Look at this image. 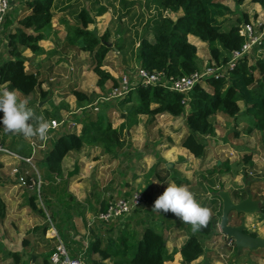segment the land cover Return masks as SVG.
<instances>
[{
	"label": "crops",
	"instance_id": "obj_1",
	"mask_svg": "<svg viewBox=\"0 0 264 264\" xmlns=\"http://www.w3.org/2000/svg\"><path fill=\"white\" fill-rule=\"evenodd\" d=\"M29 1L32 0H11L9 13L0 33V66L9 59L8 34L14 30L17 20L28 13L25 8ZM57 1L53 8L51 28L45 33V39L40 42L42 52L38 55H34L29 49L23 52L28 59L25 64L26 70L38 75L42 83L41 89L47 94L46 99H43L40 90L29 97L16 92L20 100L28 101V106L33 109L36 116H43L49 122L47 138L44 140L38 136L26 138L20 133H17V137H14L15 133L9 136L8 132L0 128V164L3 165L0 169V196L6 206L4 217L0 218V264H50L51 256L61 246L67 250L71 258L81 259L83 264L92 263L100 260L98 254L89 250L94 238L93 233L97 237L103 235L106 240L110 238L115 240L121 235L140 239L147 228L164 235L168 254L172 256L165 264H185L181 248L196 231L189 227L190 224L182 227L185 223L171 212L164 214L153 211L152 201H155L170 184L168 174L172 172L167 173L164 170L170 168L169 171H174L179 157L181 159L188 157V161L186 159L182 163L187 166L193 163L194 168L202 162L181 146L187 132L186 125L185 130L181 132L177 127L169 126L171 123L166 125L159 122L158 127L155 120L160 115L139 116L130 128L128 144L116 156L107 155L98 146H86L80 152H71L64 158L60 175L49 170L45 157L56 140L65 133L80 134L82 121L87 119L82 112L85 107L72 95V91L78 89L77 83L81 85L84 82L88 68L87 52L82 51L78 44L68 43L69 29L78 26L79 23L78 15L73 16L78 7L70 6L69 1L63 3V0L58 5ZM254 5L260 7L259 4ZM15 10H18V14L13 16L11 12ZM178 14L181 16L182 12ZM97 22V25L103 23L100 18ZM92 26H89V30H94L101 36V29H94V26L92 29ZM143 33L140 35L141 38ZM123 37L119 35L122 45L127 40ZM193 39L195 41H192ZM189 40L195 45L202 44L192 36ZM123 51L115 52L123 55ZM108 100L105 98L95 110L100 109L97 113L104 110L111 121L110 110H114L113 116L121 105ZM49 111L55 113V116L49 115ZM161 116L171 120L178 119L167 115ZM180 118L185 122L184 117ZM53 121L58 122L60 127L53 128ZM30 123L37 126L36 122ZM112 125L118 128L122 124ZM149 127L151 134L146 136L145 130ZM29 139L34 150L27 148L24 152L18 153L8 148L9 144H18L22 140L27 147ZM220 164L219 162L218 167ZM214 170L206 171L210 173L212 180H216ZM34 174L38 180L35 182L32 178L33 184L30 185L28 180ZM211 178L207 181L208 186L203 189L209 194L211 204L214 206L209 208L211 210L209 218L219 213L222 204L219 197L215 198V195L210 193ZM154 179L159 182V186H163L161 194L151 192ZM172 180L174 182L173 177ZM216 183L226 184L221 180ZM28 185L32 187L27 188ZM30 189H33V192H29ZM137 191L145 195L146 205L110 224H104L97 219L109 203L121 198H130ZM33 198L36 199L33 201ZM118 223L122 224V227H119ZM257 223L250 225L253 233H256L257 227L254 226H258ZM219 237L220 232L217 229V235L215 233L211 238H204L205 254L190 264H223L222 261L216 260L219 258V251L217 250V254L213 253L216 247L209 244ZM223 248L224 246H221L219 249ZM235 250L242 257L241 264H264V250L256 252ZM234 262L227 260V264ZM105 263L112 264V260L109 259Z\"/></svg>",
	"mask_w": 264,
	"mask_h": 264
},
{
	"label": "trees",
	"instance_id": "obj_2",
	"mask_svg": "<svg viewBox=\"0 0 264 264\" xmlns=\"http://www.w3.org/2000/svg\"><path fill=\"white\" fill-rule=\"evenodd\" d=\"M55 1H29L25 8L28 13L17 20L14 30L8 34L9 59L0 66V83L6 85L8 90H15L26 97L40 90L43 99H46L47 94L41 89L42 83L38 75L26 70L25 64L28 59L23 52L25 49L31 50L34 55L42 52L40 42L45 39V33L51 28ZM233 1L238 6L251 2L264 8V0ZM147 2L158 4L163 11L170 14L182 12L176 20L169 16L156 17L144 30L137 49V62L140 67L151 72L164 73L165 78L154 85L138 84L120 102L121 107H127V112L125 123L118 129L113 127L104 110L94 113L95 107H92L93 109L83 112L87 119L82 121L81 133L63 134L47 153L45 160L51 172L60 175L64 158L71 152H80L86 146H98L107 155L116 156L128 144L130 128L139 116L184 117L187 132L181 146L195 158L202 159L207 151V145L202 138L214 135L219 116L231 119L239 117L240 103L245 107V116L264 114V58L256 57V52L237 61L236 67L228 69L222 78H206L189 93L173 91L171 82L168 81L171 77L189 76L204 69V61L198 55V47L190 42V36L209 46L210 58L207 66L216 68L226 66L231 60L232 53L240 50L244 44L245 38L240 35V31L243 22L244 24L250 22L247 14H244V20L238 18V24L223 27L226 24L224 15L226 9L221 0H147ZM106 11L107 9L100 7L93 14L92 10L81 9L78 15L80 25L78 23V26L69 29L68 33L69 44L80 45L82 51L92 56L95 62L93 72L98 76L97 86L101 89H104L108 82L114 83V87L118 86L119 82L109 72L103 70V67L110 51H123L122 39L111 48L106 45L110 41L109 32L99 36L96 31L89 30V26L96 24V18ZM11 14L16 16L18 10ZM72 95L80 104L94 103V98L82 91L74 90ZM255 125L262 127L258 122ZM246 160L248 163L251 161L250 157ZM2 166L0 164V169ZM217 171L221 174L224 169L216 167L214 172ZM32 178L35 182L38 180L36 174L31 175L28 180L30 185L33 184ZM175 181L177 185H181L179 181ZM216 182L211 180L209 188L210 193L218 198L217 194L225 190V185ZM246 197H241V200ZM35 199L33 198V201ZM5 212L6 206L0 196L1 219ZM262 213L264 215V206ZM219 218V216L209 218L207 224L192 234L182 246L185 264H190L205 254L204 238H211L215 233L217 235ZM119 227H122V224ZM93 236L89 250L98 254L100 260L85 264H107L105 262L109 259L112 260V264H165L172 259L168 254L164 235L152 228H147L140 239L121 235L115 240L111 238L106 240L103 235L97 237L93 233Z\"/></svg>",
	"mask_w": 264,
	"mask_h": 264
},
{
	"label": "rangeland",
	"instance_id": "obj_3",
	"mask_svg": "<svg viewBox=\"0 0 264 264\" xmlns=\"http://www.w3.org/2000/svg\"><path fill=\"white\" fill-rule=\"evenodd\" d=\"M66 1H69L68 3L70 6L73 5V7H78V9L73 12V16L75 17L79 15L81 9L92 10L93 14H95L100 7L107 9V11L102 16L97 18V20L99 18L102 19L103 23L97 25L98 22L96 20V24L93 26L94 29H101V36L105 35L107 32L110 33L109 43L113 44L111 48L116 46L119 35H123V38L127 39L124 45L121 44L124 50L123 55L125 56L119 52L110 51L104 62L105 66L103 67V70L109 72L118 82L124 75L136 76V71L140 67L139 63L137 62V49L142 40L140 35L144 32L147 26L150 25V22H154L156 17L167 16L176 20L180 15L177 13H167L163 11L158 4H154L153 2L149 3L147 0H63V3ZM221 1L224 4L223 7L226 9L224 12V15H226V24L223 25V27H230V25L233 26L238 24V18L242 20L245 19L244 14L249 16L250 21L257 19L260 17V15H264V8L261 6H255L251 2H246L244 5L238 6L233 0ZM61 3V0L57 1L58 5ZM93 26L91 27L92 29ZM98 35L100 36V34ZM151 39L152 38H150V40ZM192 41L195 40L193 39ZM196 46L199 50V57L204 61V68H209L210 66H207L208 60L210 58L209 46L205 43H197ZM87 54L88 58L86 62L88 63V68L84 76L85 80L81 85L77 83L78 85L76 88L78 89H76V91H82L89 96H92L96 104L92 103L90 105V103H81L83 104V107H85L82 112H85L90 108L93 109V106L100 107L101 102H104L105 98L109 99V102L114 101V103L119 104L122 100H124V98H113L110 96L114 87V83L108 82L104 89H101L97 86L98 76L93 72L95 62L92 59V56L89 53ZM255 55H257L256 57L260 56L264 58V48L260 51H256ZM240 106L241 115L239 117L231 119L224 116H219L217 120L218 124L216 127V132L214 135L202 138L203 142L207 145V151L204 158L201 159L202 162H200L197 168H194L193 163L190 166L182 163L186 159V161H188V157H183L182 159L179 157V160H177L175 164L176 169L174 171H169L170 168H168V170H164L167 173L172 172L168 174L170 183L176 184L177 182L175 180H177L181 183V185L187 186L194 194L199 204L201 206L207 207L208 209L214 208V206L211 204L209 194L203 190L206 188V186H208L209 183L207 184V181L211 178L210 173H207L206 171L213 170L218 167L219 162L221 163L219 167H225V173L220 174L217 171L215 173L214 179H216L217 182H219V180L226 182L224 191L229 192L235 202L240 201L241 197L251 194L253 195L254 200L260 203L261 207L264 206V114H260L259 116H245V107L242 103ZM99 110V108L96 110L93 109V112L97 113ZM115 111H117V113L114 114L113 117L112 114L114 113V110H110L112 123L116 125L118 123L124 124L127 107H119V109ZM48 114L55 116V113L52 111H49ZM155 121L158 127L160 125L158 124L159 122L166 125L171 123L169 126L172 128L177 127L178 131L181 132L185 130V122L182 118L171 120L170 118H163L160 115ZM256 122H258L262 127H257L255 125ZM59 127L60 126H58V128ZM82 129L83 127H81V131ZM12 134L14 133L8 132L9 136ZM150 134L151 127L145 130L146 136H149ZM185 136L181 141V145ZM14 137H17V133L14 134ZM25 140L27 143V139ZM31 144V139H29L28 146L26 147L22 140L18 144H9L8 148L11 151L13 150L20 153L21 151L24 152L27 148L32 150L33 147H31ZM6 154L10 156L8 153ZM248 157L251 159L249 163L246 162ZM35 168H33V170ZM172 177L175 182H173ZM212 179L213 178H211V180ZM201 183L203 186H201ZM159 185V182L154 179L151 192L161 194L163 186ZM29 186L30 185H28L27 188ZM159 189L161 191H159ZM34 191L35 194H37V190L35 189ZM43 191L44 189H42V192ZM29 192H33V189H30ZM145 201H147L146 198ZM152 202L154 203V201ZM144 204L146 205L147 202H144ZM220 205L221 206L219 210V206H217V210L219 211V213L216 215L217 218L218 216L220 217V213L222 212V204ZM242 222H245L248 227H250L252 223L258 222L259 225L257 226L255 232L264 238V215L262 211L254 215L231 213L230 225H238ZM118 225H120V223H118ZM188 225L189 224L185 223L182 225V227H187ZM219 225L220 222L218 224V231L220 232L219 239L217 238L209 242V244H213V247H216L212 251L213 253L217 254V250L219 251V258L216 260L222 261L223 264H227V260H230V262L235 261L233 264H241L242 257L237 254L233 242L227 241L226 237L221 233ZM199 235L204 236V234ZM135 239L137 238L135 237ZM221 246H224L223 250L219 249ZM213 259L210 258V260Z\"/></svg>",
	"mask_w": 264,
	"mask_h": 264
},
{
	"label": "built area",
	"instance_id": "obj_4",
	"mask_svg": "<svg viewBox=\"0 0 264 264\" xmlns=\"http://www.w3.org/2000/svg\"><path fill=\"white\" fill-rule=\"evenodd\" d=\"M11 0H0V33L3 29L5 19L9 13ZM240 35L245 38L244 44L240 50L232 53L230 62L226 66L205 67L202 71L195 72L189 76L179 78H169L171 89L178 93H189L199 83L206 78L214 77L222 78L228 69H234L237 61L246 55L255 53L264 48V15H260L257 19L250 21L241 26ZM256 50V51H255ZM165 78L164 73L151 72L143 67H139L136 71V77L124 75L117 87H113L111 97L125 98L138 84L145 86L160 83ZM7 89L6 85L0 83ZM59 123L52 122V127L57 128ZM2 152H7L3 151ZM145 195L141 192H135L130 198H121L109 203L107 209L99 214L97 219L104 224H110L114 221L127 217L134 210L143 206ZM233 242V241H231ZM50 264H83L81 259H73L69 256L67 250L61 246L51 256Z\"/></svg>",
	"mask_w": 264,
	"mask_h": 264
},
{
	"label": "clouds",
	"instance_id": "obj_5",
	"mask_svg": "<svg viewBox=\"0 0 264 264\" xmlns=\"http://www.w3.org/2000/svg\"><path fill=\"white\" fill-rule=\"evenodd\" d=\"M0 128L9 133H20L26 138H47L50 124L43 116H36L28 101L20 100L15 90L0 86ZM32 122H36L34 126ZM152 210L157 213H173L180 221L190 224L193 231L205 226L210 210L201 206L187 186L170 183L159 195Z\"/></svg>",
	"mask_w": 264,
	"mask_h": 264
},
{
	"label": "water",
	"instance_id": "obj_6",
	"mask_svg": "<svg viewBox=\"0 0 264 264\" xmlns=\"http://www.w3.org/2000/svg\"><path fill=\"white\" fill-rule=\"evenodd\" d=\"M112 47L113 44L106 43ZM218 197L222 202V215L220 217V231L230 241H233L238 251L249 250L256 252L264 250V238L253 233L245 222L238 226L230 225L231 213L254 215L262 211L259 202L254 200L253 195L249 194L246 199L235 202L231 194L227 191H220Z\"/></svg>",
	"mask_w": 264,
	"mask_h": 264
},
{
	"label": "flooded vegetation",
	"instance_id": "obj_7",
	"mask_svg": "<svg viewBox=\"0 0 264 264\" xmlns=\"http://www.w3.org/2000/svg\"><path fill=\"white\" fill-rule=\"evenodd\" d=\"M238 214V213H237ZM221 217V216H220ZM258 224V223H257ZM238 225H240V224H238ZM238 225H233V226H238ZM254 227H257V225H255ZM250 228V227H249ZM255 235H257L256 233H254ZM257 236H259V235H257Z\"/></svg>",
	"mask_w": 264,
	"mask_h": 264
}]
</instances>
